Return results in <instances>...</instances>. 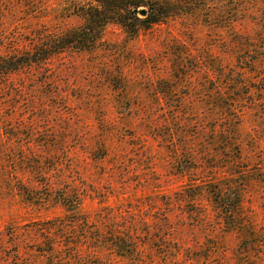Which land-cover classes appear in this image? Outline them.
<instances>
[{"label":"rangeland","instance_id":"obj_1","mask_svg":"<svg viewBox=\"0 0 264 264\" xmlns=\"http://www.w3.org/2000/svg\"><path fill=\"white\" fill-rule=\"evenodd\" d=\"M194 1L135 39L109 26L95 50L0 82V264H58L41 225L107 207L137 255L85 243L72 264H264V0ZM78 2L0 0V55L79 28ZM220 182L241 194L235 230L208 200ZM52 188L74 193L75 219L36 200Z\"/></svg>","mask_w":264,"mask_h":264},{"label":"trees","instance_id":"obj_2","mask_svg":"<svg viewBox=\"0 0 264 264\" xmlns=\"http://www.w3.org/2000/svg\"><path fill=\"white\" fill-rule=\"evenodd\" d=\"M194 2V0H79L68 13L70 17L80 19L81 26L61 35H39V40L27 51L0 55V82L27 68L43 65L56 55L68 52L88 53L95 50L109 26L119 28L128 39H135L141 32L164 24L172 18L191 15L195 9ZM141 12L144 14L141 15ZM2 49L3 46H0V54ZM57 188H52L54 194L50 199L36 200L43 205L55 204L66 211L67 215L56 219H75L71 216L80 213L77 209L81 204L75 199L73 192L65 193ZM208 188L207 196L212 210L220 217L225 228L235 230L240 219L242 203L240 191L233 184L224 182L209 185ZM191 199L195 200L196 196ZM27 201L32 202V199ZM119 213L114 208L107 207L99 209L94 215L77 218L81 219L79 221L56 220L43 223L39 229L42 234L39 237V245L48 248V251L41 252L42 256L59 255L58 259L55 258V263L72 264L71 259L75 258L77 253L75 250L86 243L91 245V250L96 251L95 253L110 249L118 258L125 260L134 258L137 255L134 236L117 231L116 219H120ZM93 223H99L102 227L104 224L108 225L110 232L100 231V228L99 231L96 229L90 231ZM79 227L86 228L84 235L72 234V231H77ZM9 236L14 238L19 235L11 233ZM13 246L18 248L19 242ZM66 251H72V255L64 259Z\"/></svg>","mask_w":264,"mask_h":264},{"label":"water","instance_id":"obj_3","mask_svg":"<svg viewBox=\"0 0 264 264\" xmlns=\"http://www.w3.org/2000/svg\"><path fill=\"white\" fill-rule=\"evenodd\" d=\"M144 13L143 12H141V15H143Z\"/></svg>","mask_w":264,"mask_h":264}]
</instances>
